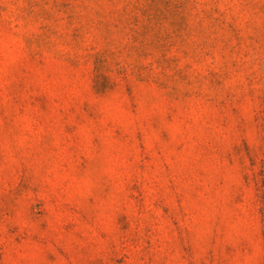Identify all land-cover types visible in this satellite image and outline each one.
<instances>
[{"label":"rangeland","instance_id":"rangeland-1","mask_svg":"<svg viewBox=\"0 0 264 264\" xmlns=\"http://www.w3.org/2000/svg\"><path fill=\"white\" fill-rule=\"evenodd\" d=\"M0 264H264V0H0Z\"/></svg>","mask_w":264,"mask_h":264}]
</instances>
